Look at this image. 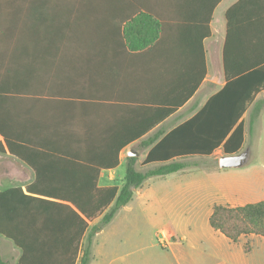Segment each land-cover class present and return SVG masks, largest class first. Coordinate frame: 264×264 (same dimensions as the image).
I'll return each mask as SVG.
<instances>
[{"label":"crops","instance_id":"obj_1","mask_svg":"<svg viewBox=\"0 0 264 264\" xmlns=\"http://www.w3.org/2000/svg\"><path fill=\"white\" fill-rule=\"evenodd\" d=\"M235 6L238 49L264 56V0H0V191L19 188L76 209L53 197L69 194L68 181L93 178L98 163L119 159L99 168V187L124 183L130 153L139 170L162 164H144L150 150L226 84L227 13ZM253 115L264 117V87L241 119L240 152ZM215 155H226L222 146L175 159ZM192 165L155 176L164 186L136 189L168 247L143 263L264 264V237L233 242L210 224L215 205L248 204L261 181L208 180L209 170ZM174 176L181 180L168 184ZM134 197L122 209L133 211Z\"/></svg>","mask_w":264,"mask_h":264},{"label":"trees","instance_id":"obj_2","mask_svg":"<svg viewBox=\"0 0 264 264\" xmlns=\"http://www.w3.org/2000/svg\"><path fill=\"white\" fill-rule=\"evenodd\" d=\"M235 10L236 6L227 13L228 30L223 51L226 84L199 114L150 150L144 164H162L142 171L136 166L138 158L129 157L124 183L99 187V168L116 166L119 159L98 163L100 167L91 168L93 178L68 181L69 194L53 197L69 200L76 209L26 195L19 188L0 191V235L20 249L19 264H78L84 236L87 244L80 264H89L94 237L133 199L136 189L151 177L194 167L192 163L175 158L209 156L220 146L226 155L240 152L245 139V125L241 119L264 87V56L259 52L246 54L238 49L232 26ZM206 35H210L209 28ZM258 117H251V126ZM20 207L27 210H20ZM101 214L104 215L100 222L87 231L89 220ZM210 224L233 242H238L243 235L264 237V200L235 207L215 205ZM0 264H9L1 254Z\"/></svg>","mask_w":264,"mask_h":264},{"label":"rangeland","instance_id":"obj_3","mask_svg":"<svg viewBox=\"0 0 264 264\" xmlns=\"http://www.w3.org/2000/svg\"><path fill=\"white\" fill-rule=\"evenodd\" d=\"M264 117H258V123L251 126L247 124L246 146L243 151L248 150V161L245 165L238 168H228L222 170L213 169L214 166H219L218 155L212 157L198 158L196 160L190 159L188 162L197 163L202 166L205 173L211 176L207 177L205 174H200L208 180H241V179H258L261 181V186L254 195L247 196L243 202L253 203L264 199ZM256 120V122H257ZM220 154L222 152H219ZM174 176L168 184L179 182L181 178ZM193 176H189L187 180H191ZM165 178L154 177L148 179L142 186L143 190L151 187H161L166 184ZM134 202L132 206L135 207L133 211L129 209H121L117 212L114 220L105 229L98 233L93 240L91 248V261L89 264H144L146 259L145 254L153 252L155 254L168 255V247L162 246L158 241L156 231L160 225H154L146 216L148 212L142 207L144 199L140 195V191L135 192ZM246 200V201H244ZM105 214V213H104ZM104 214L99 215L97 218L91 220L88 225L87 231L95 224H98ZM208 225L209 222H207ZM160 226V227H159ZM245 238H243L242 241ZM249 241V240H248ZM86 236L81 241L80 245V259L86 247ZM152 244L154 248H151ZM245 244L251 245V242ZM140 247H147L146 251H140ZM13 242L7 238H0V254L9 262V264H19L17 262L18 251Z\"/></svg>","mask_w":264,"mask_h":264},{"label":"water","instance_id":"obj_4","mask_svg":"<svg viewBox=\"0 0 264 264\" xmlns=\"http://www.w3.org/2000/svg\"><path fill=\"white\" fill-rule=\"evenodd\" d=\"M249 151L245 150L243 152L231 155H223L219 159V168L227 169V168H238L246 164L248 161ZM132 156H137L138 153H130Z\"/></svg>","mask_w":264,"mask_h":264}]
</instances>
